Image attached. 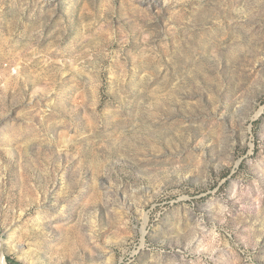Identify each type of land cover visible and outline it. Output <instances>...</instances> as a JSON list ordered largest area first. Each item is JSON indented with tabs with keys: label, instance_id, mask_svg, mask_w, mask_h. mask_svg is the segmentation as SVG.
Here are the masks:
<instances>
[{
	"label": "rangeland",
	"instance_id": "374dc122",
	"mask_svg": "<svg viewBox=\"0 0 264 264\" xmlns=\"http://www.w3.org/2000/svg\"><path fill=\"white\" fill-rule=\"evenodd\" d=\"M2 263L264 264V0H0Z\"/></svg>",
	"mask_w": 264,
	"mask_h": 264
},
{
	"label": "bare ground",
	"instance_id": "6f19581e",
	"mask_svg": "<svg viewBox=\"0 0 264 264\" xmlns=\"http://www.w3.org/2000/svg\"><path fill=\"white\" fill-rule=\"evenodd\" d=\"M5 263V262H4ZM4 263H2V264H4Z\"/></svg>",
	"mask_w": 264,
	"mask_h": 264
}]
</instances>
